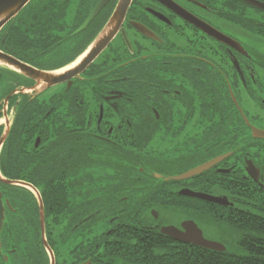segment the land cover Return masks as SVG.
Listing matches in <instances>:
<instances>
[{"label": "flooded vegetation", "instance_id": "flooded-vegetation-1", "mask_svg": "<svg viewBox=\"0 0 264 264\" xmlns=\"http://www.w3.org/2000/svg\"><path fill=\"white\" fill-rule=\"evenodd\" d=\"M99 2L30 0L1 29L0 52L43 72L75 65L120 0L81 29ZM125 9L82 72L40 93L0 65V176L26 184L0 181V264H150L148 233L162 226L191 221L227 249L264 223V138L252 135L264 132V10L244 0ZM136 226L142 235L119 233Z\"/></svg>", "mask_w": 264, "mask_h": 264}, {"label": "water", "instance_id": "water-1", "mask_svg": "<svg viewBox=\"0 0 264 264\" xmlns=\"http://www.w3.org/2000/svg\"><path fill=\"white\" fill-rule=\"evenodd\" d=\"M30 0H0V31L1 29L8 24L12 19H14L18 13L24 8V6L29 2ZM247 3L253 4L255 7L260 8L264 10V4H261L259 2H256L254 0H244ZM107 0H100L98 5L95 7L93 14L90 16V18L85 22V24L82 26L81 29H83L89 21L97 14V12L105 5ZM129 0H120V3L115 10L114 16L111 18L108 29H105L104 32L98 37L99 39L95 42V44L89 49V51L86 53L85 57L80 59V61H77L75 65L67 68V70L63 71H56V72H43L35 70L23 63H20L10 57H8L6 54L0 52V65L9 66L12 69H14L16 72H19L21 75L31 79L34 81L35 85L32 90L36 91L37 93L42 92L43 90L56 85L58 83H62L66 79L70 78L74 73H80L82 72L86 66L89 64L90 61H92L106 46L107 42L110 38H108L106 33L110 32V26L112 23V20H115L116 18L122 19L124 16L125 8L128 4ZM118 16V17H117ZM80 29V30H81ZM102 38V39H101ZM28 91V90H27ZM252 135L254 137L258 138H264V132L257 130L255 128H252ZM223 158V157H222ZM222 158L217 159L215 161H212L210 163H207L206 165L199 167L198 169L194 170L188 175H184L180 177L187 178L193 174H197L202 172L203 170H206L213 164H216L218 161H220ZM252 164L250 162L247 163L246 166V172L247 174L256 180L255 174H253V168ZM0 181L6 184H17V185H26L24 183H20L17 181H10L0 178ZM37 197L39 199V195L36 192ZM193 196H196L198 198H205L204 196L200 194H194ZM40 200V199H39ZM226 199L220 198V197H214V198H208L209 202H213L220 205H226ZM43 217L42 208H41V219ZM3 212L0 209V227L2 225L3 220ZM42 227H43V220H41ZM182 231H180L178 228L172 225L168 226H162L160 228V233L166 237H169L173 240H176L178 242H181L183 244H191L198 246L200 248H204L211 251L216 252H223L225 250V247L217 242H212L206 240L203 236L201 231L197 228V226L191 222V221H185L181 225ZM42 242L44 247L46 248L47 252L50 255L51 261L53 262V254L48 247L46 240L44 238V231L42 230Z\"/></svg>", "mask_w": 264, "mask_h": 264}, {"label": "trees", "instance_id": "trees-1", "mask_svg": "<svg viewBox=\"0 0 264 264\" xmlns=\"http://www.w3.org/2000/svg\"><path fill=\"white\" fill-rule=\"evenodd\" d=\"M137 171V169H136ZM64 202L62 195L58 199ZM64 210V206H60L54 210L55 217ZM137 217V214H132ZM59 226L58 222L55 223ZM248 227H255V223L247 224ZM259 228V227H258ZM139 229V230H138ZM144 233L141 228L136 226L134 230H126L121 233ZM255 235L244 242L237 240L236 246L228 247L224 252H216L209 250H199L198 255L191 254V250L183 245L182 248L177 247L175 240L162 235L160 232L150 231L148 233L150 264H264V223L260 229L252 230ZM104 234V233H103ZM134 239H137L134 237ZM107 253L110 256H116L115 246L106 245ZM142 249V248H141ZM134 263L143 264L142 257L131 258Z\"/></svg>", "mask_w": 264, "mask_h": 264}, {"label": "rangeland", "instance_id": "rangeland-1", "mask_svg": "<svg viewBox=\"0 0 264 264\" xmlns=\"http://www.w3.org/2000/svg\"><path fill=\"white\" fill-rule=\"evenodd\" d=\"M62 223V221L60 222V224ZM63 225V223L60 225V226H58V227H54V229H55V234H57V231H59V227H61ZM61 252H62V250L60 251V257L62 258L63 257V254H61ZM56 254H57V250H56Z\"/></svg>", "mask_w": 264, "mask_h": 264}]
</instances>
